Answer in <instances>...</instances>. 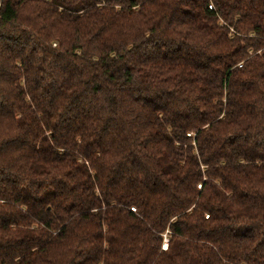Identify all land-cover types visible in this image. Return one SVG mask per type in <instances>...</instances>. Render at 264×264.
Wrapping results in <instances>:
<instances>
[{
    "label": "trees",
    "instance_id": "16d2710c",
    "mask_svg": "<svg viewBox=\"0 0 264 264\" xmlns=\"http://www.w3.org/2000/svg\"><path fill=\"white\" fill-rule=\"evenodd\" d=\"M0 264H264V0H0Z\"/></svg>",
    "mask_w": 264,
    "mask_h": 264
},
{
    "label": "water",
    "instance_id": "95a60500",
    "mask_svg": "<svg viewBox=\"0 0 264 264\" xmlns=\"http://www.w3.org/2000/svg\"><path fill=\"white\" fill-rule=\"evenodd\" d=\"M166 244H167V240H165L163 247H166Z\"/></svg>",
    "mask_w": 264,
    "mask_h": 264
},
{
    "label": "built area",
    "instance_id": "2783aa9c",
    "mask_svg": "<svg viewBox=\"0 0 264 264\" xmlns=\"http://www.w3.org/2000/svg\"><path fill=\"white\" fill-rule=\"evenodd\" d=\"M212 7L211 6H209V9H211ZM132 210H133V208H132Z\"/></svg>",
    "mask_w": 264,
    "mask_h": 264
}]
</instances>
